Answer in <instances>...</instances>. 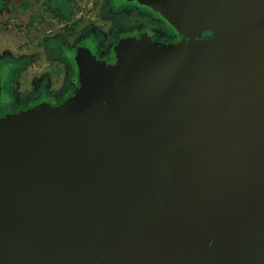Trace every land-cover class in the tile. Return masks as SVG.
<instances>
[{
    "label": "water",
    "instance_id": "1",
    "mask_svg": "<svg viewBox=\"0 0 264 264\" xmlns=\"http://www.w3.org/2000/svg\"><path fill=\"white\" fill-rule=\"evenodd\" d=\"M143 1L229 33L0 119V264H264V0Z\"/></svg>",
    "mask_w": 264,
    "mask_h": 264
},
{
    "label": "rangeland",
    "instance_id": "2",
    "mask_svg": "<svg viewBox=\"0 0 264 264\" xmlns=\"http://www.w3.org/2000/svg\"><path fill=\"white\" fill-rule=\"evenodd\" d=\"M109 1L0 0V119L68 103L79 89L82 58L88 57L114 72L121 55L132 45L176 48L211 42L229 33L222 24L181 30L169 19V11L158 7V14L150 20L141 15L139 19L122 20L117 0ZM131 1L125 2L128 9L135 7ZM139 2V10L147 13L143 10L146 3ZM81 17L84 20L77 24ZM165 18L180 43H159L158 38L149 36V31L158 30ZM24 20L28 22L25 29ZM67 28L75 31V38L64 35Z\"/></svg>",
    "mask_w": 264,
    "mask_h": 264
},
{
    "label": "flooded vegetation",
    "instance_id": "3",
    "mask_svg": "<svg viewBox=\"0 0 264 264\" xmlns=\"http://www.w3.org/2000/svg\"><path fill=\"white\" fill-rule=\"evenodd\" d=\"M130 1L131 0H117L116 1L117 10H120V13L122 12V14L120 15L122 20H128L129 18L132 19L133 17H135V19H139L140 15H141L142 16L141 18H145V20L147 21V20L151 19L150 18L151 16L158 14V13H156L157 10H156L155 6L149 4L146 1H143L146 3L143 6V10H145V12H147V13L141 12L139 10V7H138L140 4L139 0H133V2H135L134 3L135 7L132 5V7H130V9H128L129 7H125V6H129V5H126L125 2H130ZM109 2L110 1L107 0V4H110ZM25 11H27V9ZM53 11H54V9H53ZM23 16H25V18H26V15H23ZM52 16H53V18L55 17V15H52ZM81 18L77 19V21H76L77 24H79L81 21L84 20L83 17H81ZM160 19L162 21L161 17H160ZM169 19L171 20L170 13H169ZM169 19H166V18L163 19V24L161 25V27H159V29L156 31L155 30L149 31V34H150L149 36H151V37L153 36V37L158 38L159 43H176V44H178L181 42V39L178 36L177 32H175V34L171 32L172 30H171V24H170ZM22 22H23L22 24L24 25L23 28L25 29L28 22H27V20H24ZM40 22H42V20ZM74 23H75V21H74ZM124 23L125 22H123V24ZM154 28L157 29L158 27L154 26ZM65 31H67V33L64 35L67 36V38H71V37L75 38V36H76L75 31L70 30L69 28L65 29ZM135 31L136 32L139 31L138 26H135ZM56 106H58V105H56Z\"/></svg>",
    "mask_w": 264,
    "mask_h": 264
},
{
    "label": "trees",
    "instance_id": "4",
    "mask_svg": "<svg viewBox=\"0 0 264 264\" xmlns=\"http://www.w3.org/2000/svg\"><path fill=\"white\" fill-rule=\"evenodd\" d=\"M51 103V102H50Z\"/></svg>",
    "mask_w": 264,
    "mask_h": 264
}]
</instances>
